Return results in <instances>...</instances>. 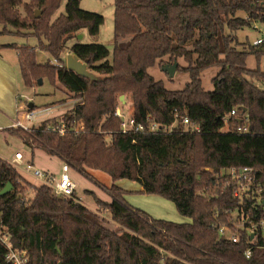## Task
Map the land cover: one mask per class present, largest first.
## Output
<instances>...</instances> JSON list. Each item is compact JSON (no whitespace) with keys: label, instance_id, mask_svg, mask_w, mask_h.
<instances>
[{"label":"trees","instance_id":"obj_1","mask_svg":"<svg viewBox=\"0 0 264 264\" xmlns=\"http://www.w3.org/2000/svg\"><path fill=\"white\" fill-rule=\"evenodd\" d=\"M61 2L0 0L1 33L7 32V25L17 32L29 30L39 50L55 61L39 63L36 48H19L24 86L33 88L39 79L53 84L57 80L80 99L61 121L7 132L17 135L33 153L38 149L55 155L84 174L87 169L108 174L110 186L96 183L110 196L109 203L87 192L111 219L57 196L44 184H31L0 158V190L12 185L0 195V220L14 247L28 251V264H264L262 245L246 259L249 236L243 234L238 243L219 240L213 226L230 221L239 206L231 190H223L224 178L214 174L245 166L264 174V90L254 83H264V69L246 65L249 54L261 57L264 52L251 45L249 51L238 49L235 35L251 27L235 16L237 12L264 25V0H115L112 53L101 43L75 42L68 47L82 30L97 37L104 17L82 9L80 0H67L65 13L52 20ZM20 5L27 13L23 18ZM66 51L104 79L91 82L67 69L62 57ZM167 56L169 61L183 58L189 64L181 68L190 76L182 90H168L148 73ZM209 68L219 70L212 91L203 88L200 78ZM122 94L131 96L137 122L147 130L150 124L160 128L122 134L114 116ZM234 108L249 113V134L233 131V120L229 130L223 129L224 117ZM175 109L199 131L176 122ZM79 120L85 126L76 133L74 121ZM62 123L67 128L63 135L52 130ZM120 179L138 182L144 194L172 201L192 222L154 219L131 206L125 199L127 191L115 184ZM29 190L33 198L27 197ZM249 207L245 205V210ZM5 254L0 243V264Z\"/></svg>","mask_w":264,"mask_h":264},{"label":"rangeland","instance_id":"obj_2","mask_svg":"<svg viewBox=\"0 0 264 264\" xmlns=\"http://www.w3.org/2000/svg\"><path fill=\"white\" fill-rule=\"evenodd\" d=\"M30 0H23L24 3H28ZM67 0H62L60 8L54 13L52 20L56 19L61 13H65V6ZM80 6L82 9L94 13H99L104 17V24L100 28L99 35L97 37H92L88 34L86 30H82L78 33L77 37L71 40L68 43V47H70L75 42L81 43H101L104 44L111 53L114 48V13H115V0H80ZM19 10L20 17L23 18L27 15L25 12L23 5L17 7ZM41 11V10H37ZM236 17L247 18V14L244 12H237L235 14ZM4 30V25L0 24V44H16L23 46H30L36 48L37 60L39 63L50 62L51 64L54 62L51 55L40 51L38 48V40L35 37L30 35L29 30H22L17 32L13 27L7 25L6 30L8 32L1 33ZM228 32V31H227ZM81 34V35H80ZM235 35L237 36L238 45L236 47L249 49L250 43L256 37L255 31L251 27H244L238 31H235ZM82 36V37H81ZM12 55L14 59H16L15 54L13 52H7ZM69 51L64 53L62 57L65 60L66 65V56ZM259 58V59H258ZM177 61L179 66L176 71V74L173 78L169 77L167 73L163 71L165 66H171L174 62ZM175 61H169V56L164 57L162 61L157 60L155 66L150 67L148 69V73L152 75L154 80H161L165 87L171 91L182 90L186 83L190 81V76L187 72L182 71L181 68H186L189 64L183 59L179 58ZM17 63V60H16ZM247 68L255 69L257 67L264 69V55L261 57H257V55L249 54L246 60ZM180 67V68H179ZM217 68H209L201 73L200 78L202 80L203 88L206 91H212L214 85L212 83L213 78L218 73ZM15 73L17 78V91L18 97L10 98L6 92L3 93L4 103L7 109H12L14 114L11 119V124H14L17 120L22 119L24 112L28 109L29 104L33 103V108H44V107H53V111L50 116L46 118L45 121H61V118L68 111L72 110L76 103L80 102V99L74 94L69 93L68 90L63 88L60 83L56 80L55 85L48 79H42V83L35 85L33 88H27L24 86L21 72L19 70L18 63L15 66ZM257 86L262 88V84L259 82H254ZM58 87V88H57ZM124 95V94H122ZM121 95V96H122ZM120 96V97H121ZM126 102H122L120 97L118 99V103L116 106H122L123 113L125 115H130L133 113V101L131 96L124 95ZM32 108V109H33ZM2 110V109H1ZM11 116V117H12ZM10 117V118H11ZM43 122H37L29 126V129L32 127H37ZM11 128L10 126L1 127L0 128V157L3 160L11 162L15 154L19 151L23 154L25 163L17 167L18 172L22 177H24L28 182H32L37 184L36 186L42 185L40 180H38L33 174L32 171L29 172L26 170V167L29 165L26 162L27 159L32 158V150L27 147L23 141L14 134H9L7 130ZM18 130L19 128H14ZM26 131V130H25ZM34 168L45 171L49 174L55 175L59 178L61 174L62 165L64 162L55 155H50L42 150H34ZM11 164V163H10ZM87 174H84L72 167H70L69 174L76 183V195L82 199V202L86 204L89 208L96 207L97 211L106 219H111L109 212L105 210L99 209L92 194L88 193L89 190H93L96 194V197L101 198L104 201H110V196L100 189V186L96 183L99 182L104 186H110L112 184V180L110 176L102 171L87 169ZM127 181V180H126ZM138 185V184H134ZM88 192H87V191ZM34 193L32 190H29L27 193V197L33 198ZM125 199L127 202L131 204V206L140 209L146 213H148L151 217H156L154 214H163L164 216H168L169 218H174L178 223H187L190 219L186 216L181 215L175 207V204L158 195L154 194H144L137 190H127ZM129 200H131L129 202ZM173 222V221H172Z\"/></svg>","mask_w":264,"mask_h":264},{"label":"built area","instance_id":"obj_3","mask_svg":"<svg viewBox=\"0 0 264 264\" xmlns=\"http://www.w3.org/2000/svg\"><path fill=\"white\" fill-rule=\"evenodd\" d=\"M251 23L252 29L256 33V37L250 43L254 49L264 48V25L259 21L250 17L245 18ZM55 64V61L52 63ZM262 89L264 90V83ZM53 111V107L33 108L27 109L22 119L17 120L13 128H21L23 130H29V126L47 120ZM114 116L119 119L120 132L122 134H137L143 131L154 132L160 128L158 124H150L148 130L142 123L136 121L132 114L125 115L123 113L122 106H116ZM174 116L176 122L182 121L183 125L192 126V130L199 131L198 125H193L190 119L185 115H180L178 110H174ZM235 121L233 131L241 135H247L250 133V115L245 110L240 113L238 108H234L228 113L224 119V130H229L230 121ZM176 122L168 127L171 130ZM85 123L83 120L74 121L73 130L76 133L84 130ZM53 131H58L63 135L67 128L64 123L60 127H53ZM11 164L14 167H20L24 164L23 156L20 152L15 154ZM26 170L40 180L41 184H44L51 189L54 193L63 198L70 199L76 203L82 204V199L76 195V183L69 174L70 166L67 163L62 165L61 174L57 178L53 174H49L40 169L34 168L31 165L26 167ZM212 172L211 168H207ZM255 167L245 166L240 169L229 168L223 169L221 173H215V178L223 177V190L230 189L234 199L239 201V206L234 212H231V219L227 223L216 222L213 226L217 229L218 239L223 241H232L238 243L241 241V237L245 234L248 237L247 244L249 247L244 251L243 255L246 259H250L253 255V248L262 245L264 247V174H261ZM222 190V191H223ZM245 205H250L248 210H245ZM217 216V215H216ZM0 243L6 249L5 259L3 264H28L29 254L27 250L16 249L10 236L0 220Z\"/></svg>","mask_w":264,"mask_h":264},{"label":"crops","instance_id":"obj_4","mask_svg":"<svg viewBox=\"0 0 264 264\" xmlns=\"http://www.w3.org/2000/svg\"><path fill=\"white\" fill-rule=\"evenodd\" d=\"M9 45H11V47ZM21 47L22 46L19 44L18 45H16V44H0V128L1 127H7V126H10L11 128H13V125H14V124H11V119L13 118L12 115L14 114V111L12 109L6 108L5 103H4L3 93L6 92L5 94H7L10 98H13V99H14V97H15V99H16V97H18L17 96L18 95V91H17L18 84H17L16 73H15V66L18 63L19 70H20V64H19V59H18V49ZM7 52H13L15 54L16 59H14L13 56L8 54ZM16 60H17V63H16ZM33 155H34V153L32 152V158L27 159L26 162H28L29 165L34 166ZM22 156H23V154H22ZM23 161L25 163L24 156H23ZM11 162H9V163H11ZM126 180L127 179L117 180L115 182V184L117 186L121 187L122 189L126 190V191L127 190H130V191L137 190V191L142 192L143 188L138 182L130 181V180L126 181ZM30 183L33 185H37V184H34L32 182H30ZM134 184H138V185H134ZM100 189L103 190V188H101V187H100ZM89 192H92L94 195L96 194L93 190H89ZM91 197H93V195H91ZM99 199H101V198H99ZM93 200H94V198H93ZM102 201H104V200H102ZM110 201H111V198H110ZM126 201H127V199H126ZM130 201L131 200H129V202ZM104 202L109 203L108 201H104ZM83 205L88 207L84 203H83ZM90 209H92L93 211H97L96 207L90 208ZM154 215L156 216V217H154V219L166 220V221H171V222L173 221V222L177 223L176 222L177 220H175L174 218H169L167 215L166 216H164L163 214H154ZM191 222H192V220L190 219L187 223H191Z\"/></svg>","mask_w":264,"mask_h":264},{"label":"water","instance_id":"obj_5","mask_svg":"<svg viewBox=\"0 0 264 264\" xmlns=\"http://www.w3.org/2000/svg\"><path fill=\"white\" fill-rule=\"evenodd\" d=\"M40 14H41V11H36L35 16L39 17ZM258 50L264 52V48L258 49ZM178 66H179L178 62L175 61L173 65L165 66L163 68V71L165 73H167L169 77L173 78L176 74ZM66 67H67V69L75 72L77 75L89 79L91 82H95V81L98 82V81H102L104 79V76L97 75L94 72L90 71L87 63L80 60L73 53L67 54V56H66ZM41 83H42V79H39L38 84H41ZM120 100L125 103L126 102L125 96L122 95L120 97ZM33 106H34L33 103H30L29 109H32ZM11 189H12V185L10 183H8L3 189L0 190V195L7 194Z\"/></svg>","mask_w":264,"mask_h":264}]
</instances>
